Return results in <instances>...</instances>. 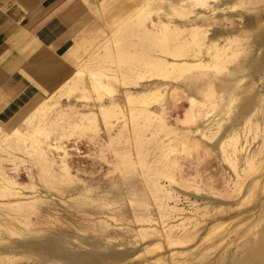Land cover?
I'll return each mask as SVG.
<instances>
[{
    "label": "rangeland",
    "instance_id": "374dc122",
    "mask_svg": "<svg viewBox=\"0 0 264 264\" xmlns=\"http://www.w3.org/2000/svg\"><path fill=\"white\" fill-rule=\"evenodd\" d=\"M88 1L66 82L0 122V187L23 195H0V264H264V0ZM193 27L186 61L221 47L222 69H154L181 60Z\"/></svg>",
    "mask_w": 264,
    "mask_h": 264
},
{
    "label": "crops",
    "instance_id": "0c3cea01",
    "mask_svg": "<svg viewBox=\"0 0 264 264\" xmlns=\"http://www.w3.org/2000/svg\"><path fill=\"white\" fill-rule=\"evenodd\" d=\"M90 18L88 0H0V122L37 93L54 92L73 71L70 49L88 28ZM228 78L213 80L217 95L229 93L225 90ZM204 89V82L182 84L186 99L203 101ZM173 105L166 101L167 108ZM187 105L184 99L175 104L177 110Z\"/></svg>",
    "mask_w": 264,
    "mask_h": 264
},
{
    "label": "bare ground",
    "instance_id": "6f19581e",
    "mask_svg": "<svg viewBox=\"0 0 264 264\" xmlns=\"http://www.w3.org/2000/svg\"><path fill=\"white\" fill-rule=\"evenodd\" d=\"M191 1H193L194 2L193 5H196V6H200V5H203L204 4L203 3V0H191ZM144 7H146L144 10H140V11L138 10L140 15L141 14L144 15L145 13H151V8H149V6L147 7V5H146ZM171 9H172L173 14L177 15L178 17H183L185 15V13L180 12L181 8L172 7ZM129 18H131V17H129ZM160 28H161L162 34H164V37H165L166 32L169 31L168 30V28H169L168 25L161 24L160 25ZM190 31H191V33L189 35L190 36L189 37V40H187V41H185V42L182 43V48L181 49L180 48L176 49V50H178L177 53H179V55H180L179 57L181 58V60H179V61H175L174 60L172 62H166V64H163V63L159 62V63H156L153 66L154 69H159V66H161V67H163V69L167 70V73L177 74V77L176 78H178V77L180 78V77H182L185 74H192L197 69L199 70V69H204V68H209V67H211V69H216V70H219V68L222 69V64H218V61L220 60L221 56L223 55V52L226 51V50H223V48H221V47H219V49L217 50V52L213 56V60H214L215 64L205 63L204 61L196 60V59L194 61H191V62H187L186 61V58H189V57H187V55L184 54V50H186L190 46L192 47V46H198V45H200L201 40H202V39H200L201 37L199 36L200 31H201V29L199 27H193ZM237 42H238V40L231 41L230 44L231 43H237ZM206 46H208V45H206ZM171 54H174V53H171ZM234 54L235 53H233L232 55H234ZM77 73H79V72H77ZM64 81H65V79H64ZM98 88H105V89H107L108 86H107V84L99 83V84H97V89ZM67 89H68L67 91L70 92V91H72L73 88H69L68 87ZM62 90L65 92V89H62ZM57 91H58V89H57ZM57 93H60V92L58 91ZM156 93L158 94L159 93V90H156ZM61 94H64V93H61ZM66 94H68V93H66ZM140 96H144V95H140ZM160 96H161V94H160ZM140 98H142V97H140ZM129 99L130 98H128V100ZM188 100L193 105H195L196 103H199L197 100H195L193 98H190V97H188ZM22 113H23L22 109H19L17 111L16 116L13 115L12 117H10L8 120H6L4 122H6L7 124H11L12 125L15 122L17 115L20 116V115H22ZM157 119L159 121L161 120V122L163 123V121H162V119L160 117H157ZM162 128L164 130L167 129L166 126H165V124L162 126ZM12 133L13 134H17V131L15 129H13ZM54 149L56 151H62L64 153V151L61 150V147H59V146H55ZM38 155H39V157L43 158V160H46L45 157L43 156L44 153L38 152ZM2 180H3L2 182H4V186L2 188L0 187V195L1 196H5L6 194H8V196L10 195L11 197H14L16 199L15 200V204L17 205L18 204V202H17L18 199L23 198V195L20 192H16L14 190V188L12 186H14L15 184L12 183V181H10V179H8L6 177H3ZM252 192L253 191H251V193ZM251 193H249V194H251ZM247 198H250V195ZM217 228H219V227H217ZM219 229H217V230H219ZM263 255H264V242L259 245V247L257 248L256 252L254 253L253 257L260 258L261 256L263 257Z\"/></svg>",
    "mask_w": 264,
    "mask_h": 264
}]
</instances>
